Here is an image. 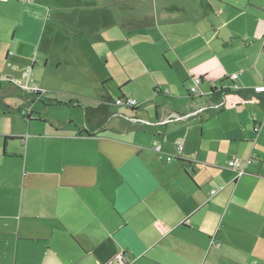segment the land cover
I'll return each mask as SVG.
<instances>
[{"label": "crops", "instance_id": "obj_1", "mask_svg": "<svg viewBox=\"0 0 264 264\" xmlns=\"http://www.w3.org/2000/svg\"><path fill=\"white\" fill-rule=\"evenodd\" d=\"M43 1L0 0L2 27L12 32L11 39L0 37L7 51L1 86L16 88L2 79H18V66L33 63L34 73L42 46L46 66L56 58L52 40L44 44L49 27ZM192 1L191 8L175 2L180 12L163 6L158 18L191 24L201 39L191 54L170 45L176 56L169 70L179 68L187 94L174 96L180 107L163 108L152 98L145 117L141 111L149 114V105L140 90L127 93L122 86L117 99L133 97L139 107L113 105L105 123L93 118L87 125L82 108L71 107L84 117L69 125L41 120L29 109L22 115L31 114L32 121L20 132H0V264H116L118 254L132 264H264V108L234 94L264 87V7L254 0H208L205 11L202 0ZM128 21H116V27L125 30ZM135 21L167 38L156 18ZM64 46L78 53L86 47L75 41ZM224 50L235 51L231 60L221 58ZM234 74L236 83L229 79ZM193 78L202 80L200 97L185 86ZM167 85L154 81L150 89L167 98ZM213 88L232 92L216 100ZM221 100L226 105L215 109ZM179 144L180 158L168 161ZM234 158L256 161L238 177L228 167Z\"/></svg>", "mask_w": 264, "mask_h": 264}, {"label": "rangeland", "instance_id": "obj_2", "mask_svg": "<svg viewBox=\"0 0 264 264\" xmlns=\"http://www.w3.org/2000/svg\"><path fill=\"white\" fill-rule=\"evenodd\" d=\"M238 1L241 2L238 4L243 5L242 3L249 0ZM175 2L190 8L193 6L192 0H44L43 4L46 6L47 13L44 23L48 22L49 27L44 44L47 39L52 40V54L55 55L56 60L62 62V65L57 69L53 63L55 59H51L46 66L44 59L47 48L42 46L35 72L33 73V63H29L27 68L18 66V79L15 81L32 89L38 86L46 92L58 93V98L63 101L95 100L103 94H109L117 99L121 94L120 87L125 86L127 93L134 94H136V88L141 92L139 98L143 105L147 104L145 107L149 105V114L146 110L141 111L145 117L150 116L153 109L151 101L146 102V100H152V98L154 103L161 104L163 108H178L182 103L180 100L174 101V96L184 90L179 80L181 77L179 68L169 70V60L172 56H176L174 48L170 45L173 43L180 52L191 54L196 51L201 39L195 37L196 29L191 24L158 19L164 14L162 7L168 10L172 6H177ZM254 2L264 7V0H254ZM29 4L32 5V3ZM5 11L2 9L1 15H4ZM146 15L156 18L159 29L167 35L168 39L159 38L154 31L146 29L145 22L135 21ZM171 15L172 18H179V14ZM121 19L130 20L125 30L120 26L116 27V21ZM63 28L79 36L72 33H69L71 34L69 36ZM81 32L85 35L83 33L84 36H81ZM212 34L217 35L216 32H209L208 35ZM11 36L12 32L2 27L0 21V37L8 40ZM73 41L78 45L85 44V49H79L78 53V49H68L64 46L65 43ZM126 41L130 44L126 45L128 43ZM183 41L185 43H182ZM3 46L4 44L0 45V78L5 76L3 69L6 68L7 51L5 47L1 48ZM109 47L112 52L107 54ZM233 50H224L220 53L225 54L221 58L231 60L235 52ZM144 63L147 64L148 70ZM24 74L29 75L24 77ZM130 78L134 81L126 84ZM154 81L168 84L171 97L153 95L150 85ZM185 86L190 89L193 84L189 82ZM16 89L9 85H0V132L11 131L17 127L20 132L28 122L22 113L29 109L33 110L34 117L40 116L44 121L60 122L65 125H69L71 120L83 122L84 113L81 109L69 106H46L39 100L31 102L30 98ZM184 93L186 94V91ZM9 118H18V120ZM118 120L113 118L112 123ZM198 132L200 134V128ZM2 152L3 140L0 138V153Z\"/></svg>", "mask_w": 264, "mask_h": 264}, {"label": "trees", "instance_id": "obj_3", "mask_svg": "<svg viewBox=\"0 0 264 264\" xmlns=\"http://www.w3.org/2000/svg\"><path fill=\"white\" fill-rule=\"evenodd\" d=\"M202 5L205 11L211 9V6L208 3V0H202ZM169 12L174 11H182L181 8L177 6H172L168 8ZM10 81L12 79H9ZM202 81V80H201ZM9 82V81H8ZM11 83V82H10ZM17 91L24 93L25 97L30 98V101H36L39 100L46 106H69V107H76V108H82L85 113V121L87 125H89L91 119L97 118L101 121V123H105L108 117L111 115L110 108L114 105V98L110 95H104L101 96L98 99L95 100H87V101H80L78 99H72L63 101L58 98L59 94L54 92H46L42 90H38L36 92H28L20 88L19 86H16ZM231 90L229 88L227 89H221L218 90L217 88L212 89V95L216 100H219L222 95L231 94ZM167 96L169 95V92L166 91L165 93ZM235 95H238L243 100H256L258 101L262 107L264 108V91H257V90H241L236 93ZM191 97V96H190ZM137 108H134L135 111ZM33 113V112H32ZM9 115H12V113H9ZM28 121H32V115L26 116ZM5 140H8V137L5 138ZM180 158V157H179Z\"/></svg>", "mask_w": 264, "mask_h": 264}, {"label": "built area", "instance_id": "obj_4", "mask_svg": "<svg viewBox=\"0 0 264 264\" xmlns=\"http://www.w3.org/2000/svg\"><path fill=\"white\" fill-rule=\"evenodd\" d=\"M24 2H30L31 0H23ZM230 81L233 82V83H236V80L238 79V75L234 74V75H231L229 77ZM4 81H9L11 83H14L15 85L19 86L20 88H22L23 90L25 91H29V92H36L40 89L38 88H34V89H27V87H25V85L21 84V83H18V81H14V80H9V79H2ZM192 82H193V86L190 88L189 90V93L190 95H193L194 97H200L202 96L203 94L201 93V91L199 90V87H200V84H201V79H196V78H193L192 79ZM234 88H237L236 86H233ZM232 87V88H233ZM230 88V87H229ZM257 91H264V87L262 88H259V89H255ZM226 105V102L225 100H221L220 102H216L213 104V107L215 109H220L221 107L225 106ZM114 106L116 107H125V108H128V109H134V108H138L139 107V102L133 98V97H121V98H118L114 101ZM198 113H194V114H191V115H186V116H181V115H178V114H173L169 117L168 120H172L173 118H176V119H179V120H187L189 119L190 117L192 116H195L197 115ZM132 122L134 124H138L139 121L136 120V119H132ZM257 128V127H256ZM158 152L161 151V148H158L157 149ZM183 151V145L182 144H179L177 145V148H176V152L174 155H172L171 157L168 158V161H171L173 158H179L181 153ZM255 159L253 158H248L246 160H242L240 158H234L233 160H231L229 163H228V167L231 168L238 177H241L245 174H247V169L255 163ZM215 191L212 192V194H214ZM219 246V245H218ZM114 263L116 264H132L130 262V260H128L124 254H118L115 259H114Z\"/></svg>", "mask_w": 264, "mask_h": 264}, {"label": "bare ground", "instance_id": "obj_5", "mask_svg": "<svg viewBox=\"0 0 264 264\" xmlns=\"http://www.w3.org/2000/svg\"><path fill=\"white\" fill-rule=\"evenodd\" d=\"M121 98V97H120Z\"/></svg>", "mask_w": 264, "mask_h": 264}]
</instances>
